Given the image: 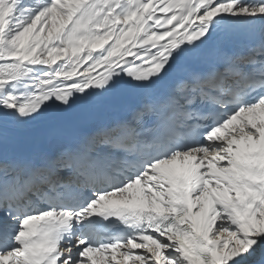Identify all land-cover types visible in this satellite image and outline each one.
Here are the masks:
<instances>
[{"label":"snow or ice","instance_id":"snow-or-ice-1","mask_svg":"<svg viewBox=\"0 0 264 264\" xmlns=\"http://www.w3.org/2000/svg\"><path fill=\"white\" fill-rule=\"evenodd\" d=\"M0 264H264V0H0Z\"/></svg>","mask_w":264,"mask_h":264},{"label":"bare ground","instance_id":"bare-ground-1","mask_svg":"<svg viewBox=\"0 0 264 264\" xmlns=\"http://www.w3.org/2000/svg\"><path fill=\"white\" fill-rule=\"evenodd\" d=\"M81 113V112H79ZM76 114V113H75ZM74 115V114H73ZM55 117L49 116L46 118L44 121L38 122L37 124H34L30 126L28 129H26L24 135L29 136V137H36L37 138V145L44 140L48 136V132L43 131V129L47 130V128L57 121ZM36 145V146H37Z\"/></svg>","mask_w":264,"mask_h":264}]
</instances>
